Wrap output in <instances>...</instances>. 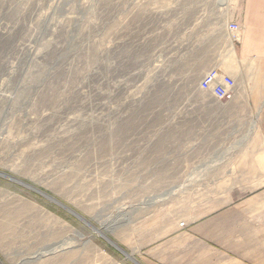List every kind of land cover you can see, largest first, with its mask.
Segmentation results:
<instances>
[{
	"label": "rangeland",
	"instance_id": "374dc122",
	"mask_svg": "<svg viewBox=\"0 0 264 264\" xmlns=\"http://www.w3.org/2000/svg\"><path fill=\"white\" fill-rule=\"evenodd\" d=\"M196 16L0 0V264H264V189L183 155L182 124L216 101L198 82L225 66L181 45Z\"/></svg>",
	"mask_w": 264,
	"mask_h": 264
},
{
	"label": "crops",
	"instance_id": "0c3cea01",
	"mask_svg": "<svg viewBox=\"0 0 264 264\" xmlns=\"http://www.w3.org/2000/svg\"><path fill=\"white\" fill-rule=\"evenodd\" d=\"M196 15L195 25H181V45L198 58L211 55L225 63L226 67L216 68L224 67L227 71H221L236 85L228 101L197 104L196 118L188 120L186 127L182 124L181 136L189 138L186 151L182 141L183 155L198 174L201 165L218 172L213 183L227 189L262 190L264 0H196ZM230 23L241 27L238 42L231 39ZM234 67L237 70L230 71Z\"/></svg>",
	"mask_w": 264,
	"mask_h": 264
},
{
	"label": "built area",
	"instance_id": "2783aa9c",
	"mask_svg": "<svg viewBox=\"0 0 264 264\" xmlns=\"http://www.w3.org/2000/svg\"><path fill=\"white\" fill-rule=\"evenodd\" d=\"M231 39L238 42L241 33L240 25L230 23ZM235 80L217 68L207 70L198 82V89L207 93L217 101H228L233 96Z\"/></svg>",
	"mask_w": 264,
	"mask_h": 264
}]
</instances>
